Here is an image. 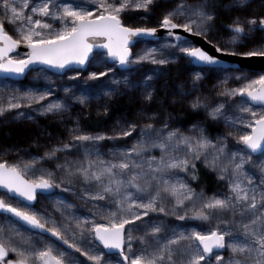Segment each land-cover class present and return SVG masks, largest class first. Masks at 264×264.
<instances>
[{
	"label": "snow or ice",
	"instance_id": "6c2138e0",
	"mask_svg": "<svg viewBox=\"0 0 264 264\" xmlns=\"http://www.w3.org/2000/svg\"><path fill=\"white\" fill-rule=\"evenodd\" d=\"M169 3L156 26H134L123 17L143 10L141 19H148L160 7L158 0H0V118L12 114L32 120L23 109H33L63 122L72 101L87 106L89 97L68 87L57 98L50 86H15L14 78L32 71L45 79L53 70L71 71L69 79L76 80L82 72L72 66L98 58L104 70L89 72L88 80L111 73L113 85L141 87L150 103L153 75L141 82L115 79L107 64L125 72L143 62L168 65L178 50L200 64L221 65V56L182 35L213 43L209 37L218 13L210 0ZM249 4L231 0L228 7ZM158 29L166 31L168 43L133 52L135 38L156 37ZM229 30L230 43L236 45L249 33L264 31V15L237 16ZM21 46L27 49L22 55ZM214 46L222 55L264 57V46L242 53ZM201 79V73L193 76L194 89ZM103 87L107 97L119 90ZM212 92L222 99L211 102L209 95H198L190 106L223 120L226 131L215 139L196 124L185 133L160 113L143 112V124L118 120L111 132L86 131L77 121L67 129V139L45 146L42 155L28 153V159L19 150L10 159L13 147L0 148V264H264V75L226 76ZM101 107L109 111L106 104ZM134 134L131 146L117 143L107 153L100 150L102 141ZM229 138L242 147H230ZM200 161L226 185L224 191L209 196L192 186L190 179H199ZM41 198L50 209L36 208ZM166 217L205 222L208 228L172 225Z\"/></svg>",
	"mask_w": 264,
	"mask_h": 264
},
{
	"label": "rangeland",
	"instance_id": "374dc122",
	"mask_svg": "<svg viewBox=\"0 0 264 264\" xmlns=\"http://www.w3.org/2000/svg\"><path fill=\"white\" fill-rule=\"evenodd\" d=\"M189 3H193L194 0H188ZM160 4L159 8H155L153 13L148 19H141L144 16L143 10H131L129 11L123 19L129 25L143 26L147 24L148 26H156V21L159 18L160 12L165 7H170L169 0H158ZM231 4L229 1L227 4L222 6V9L228 14L229 19L227 25L224 27L216 23V18L214 21V26L209 39L215 43L226 45L229 48L235 47L238 53L250 50L253 47L264 46V31L256 30L247 35V37L240 43L232 45L230 43L231 32L229 30V25H231L233 19L237 16L245 18L248 16H261L264 15V6L261 0H250V4L247 8L237 9L228 7ZM217 17V16H216ZM191 41V40H190ZM169 40L164 38H159L155 41H144L137 42L133 46L134 53H140L149 48H159ZM192 42V41H191ZM193 43V42H192ZM177 55L175 60L168 65H154L149 62H143L139 66H133L131 71L125 72L120 69L119 65H113L111 62L107 64L108 67H113L115 72V79H121L123 76H128L133 82H141L145 75H153L154 79L152 84L155 88L154 99L149 103L144 100L142 96V88H125L123 85H113V76L110 73L108 78H101L100 81H91L87 79L88 73L91 71H103L105 65L99 62V59H93L84 69L72 68L73 71H81L82 76L76 80H70L69 77L73 72H67L65 74H56L49 72L48 79L43 76H39L36 71L29 72L25 77L19 80H14L16 87L29 88L34 84L39 86H50L57 98H63L65 93L63 89L65 87L71 88L75 95H86L89 97L87 106L81 105L75 101L71 102V107L65 113L64 121L61 122L59 118L48 115L43 116L38 112L33 111V109H23V111L29 113L34 117V119L29 120L26 118L14 119L12 114L6 115L0 118V148L2 147H13L9 158L15 159L17 156V151L19 150V156L24 159H28V153L31 154H43L45 146L50 143H56L61 137L64 139L68 138L67 129L71 128L77 121L79 125L86 131L93 133L96 132H111V129L116 126L118 120H132L136 119L139 123L143 124L145 121L141 118L143 112L151 114L153 112H158L161 114V118L166 117L171 127L179 128L182 132L189 133L192 125L196 124L198 127L205 128L207 134L215 139L217 135L224 133L226 131L223 120L215 121L206 115V111L203 108L193 109L190 106V102L198 95H209L211 97V102H219L222 98L215 96L212 92V86L217 84L220 80L227 77L236 76H247L250 79H255L259 75H264V71H249L244 69H234L231 67L218 68V67H199L193 64L192 60L186 57L185 54L179 53L175 50ZM98 53L100 51L94 50ZM187 62V66L184 72L180 75L174 77L173 80L169 79L168 68L181 63ZM196 73H201L202 79L197 83V87L193 88V76ZM13 83V81H10ZM235 81H233V86H235ZM103 85L109 87H118V91L112 96L107 97L103 95L105 90ZM190 93V94H188ZM119 98H124L128 108L126 110L118 111L111 116H106L105 122L98 128H90L84 121L85 117L89 113L93 114H107L103 111L102 105H110L113 100ZM176 102H173V101ZM179 106L187 111L192 112L195 116L190 119L185 124H179L176 121L175 115L173 114L171 107ZM35 108V106H33ZM160 126V121H157V127ZM9 128L13 131L14 138L8 140L4 135L5 128ZM136 139V134H134L130 139L124 138L118 142L114 141H102L101 151L107 153L114 144H131ZM230 139V147L237 146L235 140ZM242 147V146H237ZM159 155V152H156ZM53 166V165H50ZM197 166L204 168L207 173L211 176V182L213 185L207 189L206 187L200 186L197 188L191 181L192 186L196 188L197 191L203 189L209 196L213 193L222 192L225 190L226 185L219 181L215 173L207 169L203 162L197 163ZM74 204L83 208L81 201L76 200L71 195L68 196ZM36 208L42 206L51 207L49 201L41 198L39 203H36ZM87 211V209H83ZM155 218V217H154ZM165 220L172 225H184L187 228H192L196 226H202V229L206 230L208 228L207 223L195 220L189 221H178L174 217H166ZM14 258V257H10Z\"/></svg>",
	"mask_w": 264,
	"mask_h": 264
},
{
	"label": "trees",
	"instance_id": "16d2710c",
	"mask_svg": "<svg viewBox=\"0 0 264 264\" xmlns=\"http://www.w3.org/2000/svg\"><path fill=\"white\" fill-rule=\"evenodd\" d=\"M229 1L231 0H210V2L215 6V9L218 13L216 17V23L222 27L227 25L228 19H229L228 14L224 11V9H222V6L227 4ZM261 1L263 2V6H264V0H261ZM186 66H187V62L183 61L181 63L175 64L169 67L168 68V72L170 74L169 79L173 80L174 77L182 74ZM127 108H128V105L126 101L124 100V98H119L117 100H113L110 103V105L108 106L109 111L107 112V114L89 113L85 117L84 121L90 128L98 129L105 122L106 116H111L114 113L118 111H122V110L124 111ZM171 110L173 114L175 115L177 123L179 124H185L195 116L192 112L187 111L176 105L172 106ZM4 135L6 136L8 140H12L14 138L13 131L7 127L5 128ZM197 167L199 170L198 171L199 179L198 181H192V182L197 188H199L200 186H203L209 189L213 185V183L211 182L212 180L211 176L207 173V171L204 168L200 166H197Z\"/></svg>",
	"mask_w": 264,
	"mask_h": 264
},
{
	"label": "water",
	"instance_id": "95a60500",
	"mask_svg": "<svg viewBox=\"0 0 264 264\" xmlns=\"http://www.w3.org/2000/svg\"><path fill=\"white\" fill-rule=\"evenodd\" d=\"M182 35L188 36V39L193 42L196 46L203 47L205 50L209 51L211 54L219 55L221 56V59L223 60V63L221 65L216 66H208L203 65L198 62H196L193 58L188 57L192 60L193 64L199 67H218V68H225V67H231L234 69H244L249 71H264V57H244L242 55H222L220 53H216L215 46L212 43H209L207 40H205L203 37H194L190 34L182 33ZM159 38H164L166 40H169L170 38L167 37L166 31L163 29H158V35L156 37H148V38H135L134 39V45L137 42H144V41H155ZM174 42V41H173ZM98 51H102L100 49H94ZM27 49L24 46H21L18 50V53L22 55L25 53ZM187 57V56H186ZM87 65L79 66V65H73L72 68L76 69H84ZM53 73L60 74L59 72H55L53 70ZM3 73H0V77H3ZM23 77H16L14 80L22 79Z\"/></svg>",
	"mask_w": 264,
	"mask_h": 264
}]
</instances>
